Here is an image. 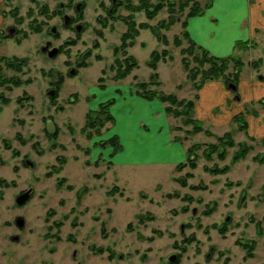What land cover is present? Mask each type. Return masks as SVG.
<instances>
[{"label": "rangeland", "instance_id": "1", "mask_svg": "<svg viewBox=\"0 0 264 264\" xmlns=\"http://www.w3.org/2000/svg\"><path fill=\"white\" fill-rule=\"evenodd\" d=\"M10 1L1 28L15 24L19 32L0 43V56L10 62L0 65V264H171L172 254L182 264H264V137H252L246 121L258 116L256 104L240 109L231 99L212 110L214 118L197 116L198 93L210 81L238 93L222 77L208 79L211 65L196 62L203 57L196 47L189 51L183 23L192 2L181 11L184 0H38L50 9L68 1L85 7L79 32L58 18L42 26L46 18L34 12L39 33L26 16L37 7ZM161 4L148 19L146 11ZM171 18L176 22L166 28ZM131 22L138 36L125 40ZM52 23L56 39L45 32ZM45 41L56 56L40 51ZM152 52L161 59L155 70ZM259 73L264 76V65ZM159 92L177 101L150 100L164 106L170 121L138 128L132 99L149 101L140 94ZM187 102L193 103L189 115ZM107 103H114L108 111L114 120L100 126L109 114L100 104ZM165 131L187 146L175 166L158 164L171 160ZM243 148L247 154L234 161ZM28 190L29 199L17 205ZM16 217L24 219L22 230Z\"/></svg>", "mask_w": 264, "mask_h": 264}, {"label": "crops", "instance_id": "2", "mask_svg": "<svg viewBox=\"0 0 264 264\" xmlns=\"http://www.w3.org/2000/svg\"><path fill=\"white\" fill-rule=\"evenodd\" d=\"M186 26V31L195 44L207 50L214 57L224 58L239 54V57H242V69L246 70L244 74L240 73L237 96H232L222 81L207 83L205 88L198 93L196 103L198 109L202 111H198L197 116L209 115L214 118L212 110L218 105L230 103L231 99H234L231 103H238L235 108H248L249 104L254 107L256 104L254 111L258 116L250 118L251 121L248 116L246 117L247 132L252 137L262 139L264 137V76L259 73V70L264 65V0H212L203 14L189 18ZM240 43L246 45L242 50L236 49ZM252 70H256L257 73L253 74ZM132 100L137 102L132 104L135 105V109L138 107V113L141 115L132 118L139 120L138 128H144L147 123L154 120L156 122L159 118L163 119L165 125L170 121L162 115V113L165 114L162 104L156 105L150 100L141 98ZM152 104L156 105L155 107L160 106V114L156 110L154 111L157 113H154ZM110 108L113 110V107ZM129 112L131 110L128 109ZM231 118L232 114L229 112L224 116L227 123ZM159 121L162 123L161 120ZM165 134L167 142L164 150L168 152L171 162L169 160L158 161V164L175 166L178 163L175 162L176 159L180 162L185 159L187 146L173 142L170 132L165 131Z\"/></svg>", "mask_w": 264, "mask_h": 264}, {"label": "trees", "instance_id": "3", "mask_svg": "<svg viewBox=\"0 0 264 264\" xmlns=\"http://www.w3.org/2000/svg\"><path fill=\"white\" fill-rule=\"evenodd\" d=\"M192 2V5L190 6V11L189 13L187 14V20L189 18H192V17H196V16H199L201 14H203L204 10L210 5V3L212 2V0H208V2L204 5V6H201L196 0H184L180 5V9L179 10H184V8H186L189 3ZM167 5H169V3H167ZM164 6L161 5H158L157 9L154 10V11H149L147 10L146 11V16L148 19H153L155 16H156V12L158 10H162ZM174 6H169V11L173 9ZM143 10V8H142ZM169 22H167V24L165 25L166 28H169L172 26V24H174L176 21L171 18L168 20ZM186 23L187 21H185L183 23V27L185 29V33H184V36L187 40H189V43H190V47H189V51H191L190 48H194L196 47L197 49H199L202 54H203V57L202 59L200 60L199 57H195V60L196 62L202 66V64L204 63H207V64H210L211 65V69H210V78L208 79H218L220 77H222L223 79H226V85H229V84H233L235 86L238 87V82H239V77H240V73H241V70L243 68V62L241 60V58L238 56V54H232V55H229L227 57H224V58H219V57H214V56H211L209 55V52L207 50H205L204 48L200 47V46H197L195 44V42H193L187 31H186ZM142 27H144V24L141 25ZM146 28V27H144ZM135 36H138V31L137 29H135V25H134V22H131L130 25H128V29H127V33L126 35L124 36V39L125 40H129L130 38H134ZM177 46H180L181 43L180 42H177L176 43ZM244 43H240L239 45L236 46V49L240 48L242 49L243 46H246V45H243ZM186 50L188 49H185V50H182V52L184 53H187ZM188 51V52H189ZM165 54L162 53L161 56L162 57H165L163 56ZM152 61L149 62V67H151L153 70L156 69V64L160 59V56H158L156 53L152 52ZM183 62H184V66H185V70L188 72V71H191L189 70L188 66H187V63H188V60L186 58L183 59ZM1 63H10L9 61H7L6 59H4L3 57H0V65ZM233 65V71L230 73V75H227L226 72L229 68L230 65ZM136 66V62H133L132 65L128 66V68H126V70L122 73H120V77H123L125 76L126 74H129L131 70H133ZM1 70V68H0ZM188 79L192 82V81H195L196 80V77H197V74L196 75H189L188 73ZM190 76V78H189ZM204 76V75H202ZM208 77H209V73H208ZM157 77L156 75H153L152 77V80L155 84H157ZM206 79V78H205ZM17 85L19 84V82L16 83ZM198 88V86H197ZM142 96V98H145V99H148V100H152V99H155V98H158L160 101H163V103L165 102H168V103H171V104H174V103H177L176 99L174 96L172 95H166L162 92H159V93H142L140 94ZM179 103V102H178ZM188 103V106L186 108V111H185V115H189L190 112L192 111V107H193V103L192 102H187ZM112 103H107V104H100V106H105L107 108V113H109V108L111 106ZM103 109V108H102ZM169 112H171V110H169ZM90 115H95V112H91L89 113ZM105 120L107 122H111L113 119L110 115V113L108 114V116L105 117V119L103 118V121H98L99 125L101 126ZM221 143L222 145L224 146L226 144V142L224 140H221ZM248 152V148H243L234 158L233 160L234 161H237L239 159H242ZM56 168V167H55ZM1 185V184H0ZM2 185H7V183H3L2 182ZM1 197V196H0ZM57 225V228L59 229L60 226H61V223H56ZM56 240H60V238L56 235L55 236Z\"/></svg>", "mask_w": 264, "mask_h": 264}, {"label": "flooded vegetation", "instance_id": "4", "mask_svg": "<svg viewBox=\"0 0 264 264\" xmlns=\"http://www.w3.org/2000/svg\"><path fill=\"white\" fill-rule=\"evenodd\" d=\"M29 1H30V3H32L33 5H35L37 7V10H35L33 7H30L27 10V14H26V16L28 15L29 18H32V21L29 24V26H32V27L35 25L37 26V28H36V30H34V32L40 33V29H41L40 27L46 25L47 22L52 21L55 18H58V20L62 23V25L67 30L69 29V31H72V29H71L72 27H73L74 31H76V32L77 31L79 32L82 29L83 25L81 24V22H82L81 18H82V11L85 8L83 3L77 2V3L72 4L70 1H68V3L67 2L66 3L60 2V3H58V9H56V5L53 7V9H50L49 4H47V3H42V6H41L39 4L38 0H29ZM45 2H47V0H45ZM110 3L113 5L115 3V0H110ZM10 4H11L10 0H2L0 3V19H1L0 20V43H2L3 41H6L8 39H11V37H13V35L15 33L18 34V32H19L16 28L17 25H15V24H9V25H6L5 28H1L2 22L8 18V14H7L6 10ZM34 12H37V13L39 12V16L45 17L48 20L44 19L43 25L42 26L38 25V23L36 21V20H38V18L33 16ZM70 12L77 13V14H74V15L68 14ZM10 14L13 17L14 21H16V18H18V8L17 7L11 8ZM77 18H79V20H77ZM23 20H24L23 18H20V23H23ZM45 32H47L49 35H51L55 39L58 36L55 23H52L48 27L47 31H45ZM47 44L50 45L48 50H51V44L52 43L50 41H45V45L41 46V48H40V51L42 53H43V47H45ZM44 51H46V50H44ZM43 54L47 56L46 53H43ZM19 218H21V217L15 218L14 224L18 230H22L24 228L25 222H24V219L21 218V219H23V226H22V228H19V226L17 225V222H16L17 219H19ZM11 239L13 241L17 242L18 241V235H12ZM58 241H60V240H58ZM183 251H184V249H183ZM177 257L178 256L176 254L169 255V262L171 264H182L180 258L174 260ZM208 257H209L208 253L204 255V259L205 258L207 259ZM194 264H197V263H194Z\"/></svg>", "mask_w": 264, "mask_h": 264}, {"label": "water", "instance_id": "5", "mask_svg": "<svg viewBox=\"0 0 264 264\" xmlns=\"http://www.w3.org/2000/svg\"><path fill=\"white\" fill-rule=\"evenodd\" d=\"M49 46H50V45L47 44L45 47H43V53H46L47 56H48L49 58H52V57L56 56L58 50H57V48H53V49H51V50H48ZM44 50H46V51H44ZM71 73L74 74V71L72 70ZM229 88H230L232 91H234V92L237 90V87H236L235 85H232V84L229 85ZM54 94H55L54 91H52V92L49 93V95H51V97H53ZM30 194H31V190H28V191H26V192L20 194V195L16 198V200H15V201H16V204L19 205V206L25 204L26 201L29 199ZM16 222H17V225L19 226V228H22V226H23V219L19 218V219H17Z\"/></svg>", "mask_w": 264, "mask_h": 264}]
</instances>
